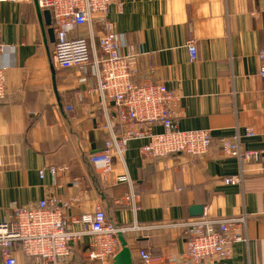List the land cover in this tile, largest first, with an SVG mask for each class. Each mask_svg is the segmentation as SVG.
Wrapping results in <instances>:
<instances>
[{"label": "crops", "instance_id": "crops-1", "mask_svg": "<svg viewBox=\"0 0 264 264\" xmlns=\"http://www.w3.org/2000/svg\"><path fill=\"white\" fill-rule=\"evenodd\" d=\"M108 18L125 37L122 54L135 57L137 80L152 79L175 90L178 128L209 130L210 152L146 162L140 148L147 140L131 141L125 166L137 196L134 210L124 202L131 186L106 188L90 162L106 142L105 118L96 100L84 94L94 85L92 75L91 83L83 84L75 71L56 66V36L52 41V24L35 2H0V42L6 47L0 66L9 65L0 103V222L11 219L13 206L36 208L50 195L74 199L68 219L100 205L108 221L142 228L123 237L131 263L144 264L141 250L183 254L187 237L171 224L245 214L247 242L234 245L230 260L210 263L264 264V162L244 167L242 186L226 185L223 180L239 175L241 166L235 155L222 154L220 144L239 134L245 149L264 151V81L258 77L264 0H112ZM191 39L197 48L194 62L187 47ZM249 129L255 136H246ZM114 164L123 174V165L116 159ZM50 166L70 169L56 178L47 170L41 178L39 172ZM196 206L203 207L202 215H194ZM89 243L85 237L74 246V264H99L88 259ZM16 258L17 264H33L19 249ZM0 264H5L1 255Z\"/></svg>", "mask_w": 264, "mask_h": 264}, {"label": "built area", "instance_id": "built-area-1", "mask_svg": "<svg viewBox=\"0 0 264 264\" xmlns=\"http://www.w3.org/2000/svg\"><path fill=\"white\" fill-rule=\"evenodd\" d=\"M6 1H36L41 11L49 12L56 36L53 51L56 66L75 71L83 84L91 83L89 74L92 75L94 85L90 84L84 94L96 100L105 118L101 129L106 134V142L104 149L91 155L90 162L106 188L123 182L131 186V193L124 202L132 204L134 210L137 196L125 166L131 141L147 140L140 148V155L146 162L179 154L201 157L210 152L214 139L209 130L182 131L178 128L175 110L180 96L175 90L152 79L137 80L135 57L122 54L125 37L108 18L112 0H0ZM80 28H86L85 37L75 35ZM187 47L194 62L197 58L195 40H189ZM5 52L6 47L0 42V55ZM258 61V77L264 81V51L259 53ZM8 71L9 65L3 63L0 66V103L6 96ZM155 127L160 128V132H156ZM246 136H255V131L249 129ZM220 144L222 154L235 155L241 166L239 175L223 180L226 185L242 186L244 167L264 162V151L245 149L239 134L221 140ZM114 159L123 165V174L118 173ZM47 170L55 178L69 172L68 166H50L39 172L41 178ZM74 185L79 187V180L75 179ZM72 201L74 199L61 200L50 195L40 200L36 208L13 206L11 219L0 222V255L4 263L17 264L19 249L33 259V264H74V246L89 237L88 259L99 264H113L122 248L119 236L142 229L137 224L116 225L108 221L100 205L91 213L68 219L66 210ZM247 218L245 214L223 219L202 217L171 224L183 228L187 237L183 254L154 256L141 250L140 259L144 264L228 261L234 245L247 242L244 233Z\"/></svg>", "mask_w": 264, "mask_h": 264}, {"label": "water", "instance_id": "water-1", "mask_svg": "<svg viewBox=\"0 0 264 264\" xmlns=\"http://www.w3.org/2000/svg\"><path fill=\"white\" fill-rule=\"evenodd\" d=\"M35 3L37 4V2L35 1ZM38 6V4H37ZM40 10V9H39ZM45 18H46V23L47 25L51 24V15L49 12H45ZM49 35L52 39V41L55 38V34H54V30L50 29L49 30ZM192 211H195L196 216H200L203 214V207L201 206H196L194 208H192ZM119 241L121 243L122 246V251L115 257V264H132L131 263V252L129 250V248H127V242L124 239L123 236H119Z\"/></svg>", "mask_w": 264, "mask_h": 264}, {"label": "trees", "instance_id": "trees-1", "mask_svg": "<svg viewBox=\"0 0 264 264\" xmlns=\"http://www.w3.org/2000/svg\"><path fill=\"white\" fill-rule=\"evenodd\" d=\"M83 30H84V31H85V33H86V28H83ZM83 37H85V35H84ZM54 47H55V45H54Z\"/></svg>", "mask_w": 264, "mask_h": 264}, {"label": "rangeland", "instance_id": "rangeland-1", "mask_svg": "<svg viewBox=\"0 0 264 264\" xmlns=\"http://www.w3.org/2000/svg\"><path fill=\"white\" fill-rule=\"evenodd\" d=\"M68 169H70V168L68 167Z\"/></svg>", "mask_w": 264, "mask_h": 264}]
</instances>
